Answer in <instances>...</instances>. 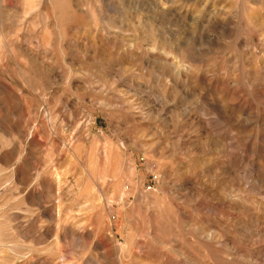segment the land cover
Returning <instances> with one entry per match:
<instances>
[{
	"label": "rangeland",
	"instance_id": "obj_1",
	"mask_svg": "<svg viewBox=\"0 0 264 264\" xmlns=\"http://www.w3.org/2000/svg\"><path fill=\"white\" fill-rule=\"evenodd\" d=\"M0 264H264V0H0Z\"/></svg>",
	"mask_w": 264,
	"mask_h": 264
}]
</instances>
